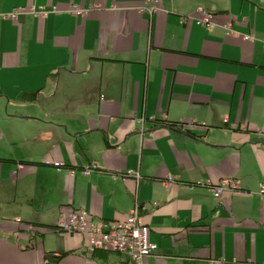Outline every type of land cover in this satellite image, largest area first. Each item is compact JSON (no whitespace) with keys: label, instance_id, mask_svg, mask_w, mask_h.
Here are the masks:
<instances>
[{"label":"crops","instance_id":"0c3cea01","mask_svg":"<svg viewBox=\"0 0 264 264\" xmlns=\"http://www.w3.org/2000/svg\"><path fill=\"white\" fill-rule=\"evenodd\" d=\"M148 3L0 0V264H133L57 224L135 204L142 264H264V0ZM196 7L208 27L180 23Z\"/></svg>","mask_w":264,"mask_h":264},{"label":"built area","instance_id":"2783aa9c","mask_svg":"<svg viewBox=\"0 0 264 264\" xmlns=\"http://www.w3.org/2000/svg\"><path fill=\"white\" fill-rule=\"evenodd\" d=\"M146 10L151 14L156 9L157 0H148ZM31 10L33 8L25 9L24 7H16L6 13V16L11 19H16L23 11ZM50 10L56 11L55 7L40 8L36 10L38 14L46 15ZM86 9L77 5H71L68 11L76 14H82ZM215 14L206 11L202 7H196L194 12L188 15H182L179 18L180 23L194 22L201 26L208 27L214 20ZM227 33L232 31L229 23L223 24ZM243 39L251 40L252 35H243ZM151 120L154 118L149 117ZM142 120H140L142 127ZM224 121L226 118L223 119ZM192 122L178 123L183 130H188V126ZM53 166L56 169L62 167V163L54 161ZM21 167V164L18 165ZM95 167H85L84 174H88ZM225 189H237L236 181L233 178H223L218 183L211 187L212 194L219 196ZM259 191L264 193V185H261ZM20 221V219H15ZM57 227L68 233H80L87 237L86 251L94 253L96 250H104L107 252L120 253L125 255L133 264H142L143 258L149 255L156 248V244L149 240L148 225L143 223L138 213V207L135 204L129 211L128 215L123 219H103L91 215L85 208L77 207L73 209L66 217L59 219ZM31 228V226L29 227Z\"/></svg>","mask_w":264,"mask_h":264},{"label":"water","instance_id":"95a60500","mask_svg":"<svg viewBox=\"0 0 264 264\" xmlns=\"http://www.w3.org/2000/svg\"><path fill=\"white\" fill-rule=\"evenodd\" d=\"M59 254H54L53 252L49 251L44 255V258L46 259L45 264H55L57 259L59 258Z\"/></svg>","mask_w":264,"mask_h":264},{"label":"trees","instance_id":"16d2710c","mask_svg":"<svg viewBox=\"0 0 264 264\" xmlns=\"http://www.w3.org/2000/svg\"><path fill=\"white\" fill-rule=\"evenodd\" d=\"M35 94L30 95L28 98L32 100L34 98ZM178 123L180 122H166L167 125L171 126L173 129H180Z\"/></svg>","mask_w":264,"mask_h":264}]
</instances>
